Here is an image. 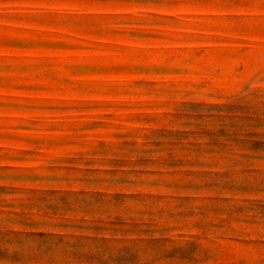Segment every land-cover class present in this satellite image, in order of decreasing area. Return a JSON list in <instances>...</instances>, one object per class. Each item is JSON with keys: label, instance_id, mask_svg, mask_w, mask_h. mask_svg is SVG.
<instances>
[{"label": "rangeland", "instance_id": "1", "mask_svg": "<svg viewBox=\"0 0 264 264\" xmlns=\"http://www.w3.org/2000/svg\"><path fill=\"white\" fill-rule=\"evenodd\" d=\"M0 264H264V0H0Z\"/></svg>", "mask_w": 264, "mask_h": 264}]
</instances>
